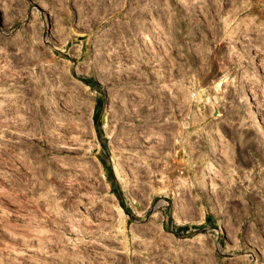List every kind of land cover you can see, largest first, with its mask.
<instances>
[{"label":"rangeland","instance_id":"1","mask_svg":"<svg viewBox=\"0 0 264 264\" xmlns=\"http://www.w3.org/2000/svg\"><path fill=\"white\" fill-rule=\"evenodd\" d=\"M0 264H264V0H0Z\"/></svg>","mask_w":264,"mask_h":264},{"label":"built area","instance_id":"2","mask_svg":"<svg viewBox=\"0 0 264 264\" xmlns=\"http://www.w3.org/2000/svg\"><path fill=\"white\" fill-rule=\"evenodd\" d=\"M138 4H136V5H138ZM152 9H155V7L154 8L152 7ZM158 17H161V16L156 15V18H158ZM167 18H168V16H167ZM159 87L157 88V90L159 89ZM197 89L200 90V94H201L200 99L194 98L195 97L194 95H195V92L197 91ZM204 89H205L204 86H168L167 93L172 95V100L174 101V104H175L174 107H178V105H179V106H181V108H183V110L188 107L190 110L189 116L192 115L191 117H193V118L191 119V117L186 118L185 116H183L182 120H181V118L178 119V117H176L177 111H174L172 115L168 116L167 121L168 122H174V121L177 122L179 120L178 122H181V123L186 122V125L188 126L187 123L189 120L199 121L200 119H202V117L205 116V113L203 112L202 108H203V106H205V104L207 102V98H208V96L206 94H204ZM159 91H161V90H159ZM187 97H192L193 99L187 100ZM213 102L215 103V105ZM217 102H218V100L216 98L211 99V97H210L209 107L216 108L214 110V113H216V114L212 115L214 118H216L222 112L220 109H218ZM195 107L198 108L197 113H195V111H194ZM182 127H183V124H182ZM183 128H185V127H183ZM173 138H174V140L179 139L175 136H173ZM179 171L183 172V169H179ZM168 217H169L168 213H165L164 219H165L166 224L168 222L167 221ZM200 225H201V222L198 224L197 228H199ZM176 228L177 227L175 226V222H173V220H171L170 221V232H171V234H173V230ZM194 229H196V227H194L193 230ZM200 234H203V238H205L204 233L201 232ZM214 234H216V236L214 238L207 237V238H205V240L210 239L211 240L210 245L212 244L213 248H216L220 245L219 240L217 239L218 231L216 229H215Z\"/></svg>","mask_w":264,"mask_h":264},{"label":"bare ground","instance_id":"3","mask_svg":"<svg viewBox=\"0 0 264 264\" xmlns=\"http://www.w3.org/2000/svg\"><path fill=\"white\" fill-rule=\"evenodd\" d=\"M114 170H115V173H117V177H118V175L120 176V177H122V173H121V170H120V168L117 166V165H115V168H114ZM192 189H194V188H192ZM181 216V215H180ZM180 216H179V214L176 212V214L174 215V218L177 220V221H179V223H185V222H187L188 220L187 219H182V218H180ZM190 221V220H189ZM220 225V224H219ZM203 238V237H202ZM200 240H202V239H200ZM188 241V240H187ZM189 242H193V239L192 240H189ZM201 242H203V241H201Z\"/></svg>","mask_w":264,"mask_h":264},{"label":"trees","instance_id":"4","mask_svg":"<svg viewBox=\"0 0 264 264\" xmlns=\"http://www.w3.org/2000/svg\"><path fill=\"white\" fill-rule=\"evenodd\" d=\"M86 83L91 84V80H85Z\"/></svg>","mask_w":264,"mask_h":264}]
</instances>
